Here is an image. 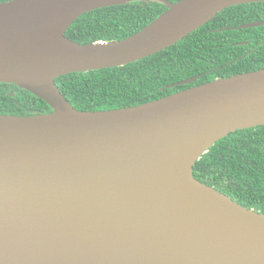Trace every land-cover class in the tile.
Masks as SVG:
<instances>
[{
    "label": "water",
    "instance_id": "1",
    "mask_svg": "<svg viewBox=\"0 0 264 264\" xmlns=\"http://www.w3.org/2000/svg\"><path fill=\"white\" fill-rule=\"evenodd\" d=\"M132 1L0 2V82L52 109L0 114V264H264V213L194 175L218 140L264 125V68L102 110L74 107L56 83L140 60L264 0H152L167 9L125 38L66 35L82 14Z\"/></svg>",
    "mask_w": 264,
    "mask_h": 264
},
{
    "label": "trees",
    "instance_id": "2",
    "mask_svg": "<svg viewBox=\"0 0 264 264\" xmlns=\"http://www.w3.org/2000/svg\"><path fill=\"white\" fill-rule=\"evenodd\" d=\"M166 9L152 0L101 7L78 17L66 35L80 43L122 39ZM262 18L264 2L233 5L160 52L121 66L71 72L56 83L74 107L102 110L142 104L216 78L258 70L264 68V26H240ZM194 77L192 83L174 85ZM25 109L52 110L26 89L0 82V114L25 115ZM194 175L264 213V125L218 140L197 160Z\"/></svg>",
    "mask_w": 264,
    "mask_h": 264
},
{
    "label": "flooded vegetation",
    "instance_id": "3",
    "mask_svg": "<svg viewBox=\"0 0 264 264\" xmlns=\"http://www.w3.org/2000/svg\"><path fill=\"white\" fill-rule=\"evenodd\" d=\"M261 20H264V18H262V19H257V20H255V21H261ZM259 26H264V24H262V25H259ZM263 43H264V40H263ZM1 83H4V82H1ZM45 109H47L46 107H45ZM48 111H51V110H45L44 112H42V113H45V112H48ZM24 113H25V115L26 114H37V113H41L39 110H37V109H31V110H27V109H25L24 110Z\"/></svg>",
    "mask_w": 264,
    "mask_h": 264
},
{
    "label": "bare ground",
    "instance_id": "4",
    "mask_svg": "<svg viewBox=\"0 0 264 264\" xmlns=\"http://www.w3.org/2000/svg\"><path fill=\"white\" fill-rule=\"evenodd\" d=\"M188 178H189V177H186V180H189Z\"/></svg>",
    "mask_w": 264,
    "mask_h": 264
}]
</instances>
